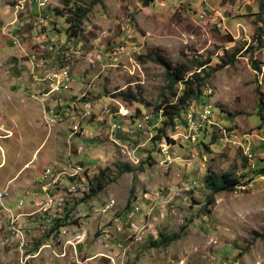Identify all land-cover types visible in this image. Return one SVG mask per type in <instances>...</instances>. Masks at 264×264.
<instances>
[{
	"label": "rangeland",
	"instance_id": "obj_1",
	"mask_svg": "<svg viewBox=\"0 0 264 264\" xmlns=\"http://www.w3.org/2000/svg\"><path fill=\"white\" fill-rule=\"evenodd\" d=\"M94 1L0 0V264H264V2ZM157 57L231 59L163 135Z\"/></svg>",
	"mask_w": 264,
	"mask_h": 264
},
{
	"label": "trees",
	"instance_id": "obj_2",
	"mask_svg": "<svg viewBox=\"0 0 264 264\" xmlns=\"http://www.w3.org/2000/svg\"><path fill=\"white\" fill-rule=\"evenodd\" d=\"M94 2H101V0H95ZM153 0H143V5L148 6ZM264 0H259V3L262 5ZM88 9H83L78 7L72 13V16L66 19V24H69V28L66 33H69V36H74L79 33L82 20L86 18L88 14ZM158 64H160L164 69V87L171 93V99H175V107L172 113L167 115L168 121L163 124L162 129L158 130L160 135L164 134V128L170 127L171 129L175 128V121L181 119V114L185 113L186 110L191 106L193 101H198L202 96V87L205 85V80L211 74L221 70L227 65L231 64V59L224 61L220 66L212 68L209 66L211 61L208 59L206 61H201L199 59H187L185 63H172L165 59H160L157 57ZM261 109V112L264 109V102L262 99L258 100ZM259 113L260 122H264V116ZM183 119V118H182ZM160 140V137H157ZM168 137H166L167 139ZM169 140V139H167ZM172 142L171 140H169ZM247 162V158L244 157V163ZM131 171L130 169H126ZM260 175H264V170L259 171ZM103 175L97 176L93 179V182H88L87 193L91 197H95L99 192L104 189L105 183ZM205 189L211 193V196L206 197V203L211 204L212 197L215 194L221 192H233L239 186H241L240 179L233 172H224L221 174L211 173L207 176L205 180ZM131 194V193H130ZM130 207V202H128L126 209ZM60 220L56 221V227H61ZM184 229V228H183ZM264 237V235L262 236ZM180 238V234L166 235L162 245H167L168 243L174 242ZM155 247L160 245L153 244Z\"/></svg>",
	"mask_w": 264,
	"mask_h": 264
},
{
	"label": "crops",
	"instance_id": "obj_3",
	"mask_svg": "<svg viewBox=\"0 0 264 264\" xmlns=\"http://www.w3.org/2000/svg\"><path fill=\"white\" fill-rule=\"evenodd\" d=\"M258 132H260L259 130H257ZM251 134V133H250ZM247 137H251V139H248L249 141H248V144L251 146V147H254L255 148V151H254V155H255V158H261V157H263L264 156V148H262V143L261 142H263V138L261 139L260 137H257V135H254L253 133H252V135L250 136V135H246ZM258 138V139H260V141H256L257 139H253V138ZM257 148H260L261 150L260 151H257L256 149ZM258 153V154H257ZM257 163H258V161H257Z\"/></svg>",
	"mask_w": 264,
	"mask_h": 264
},
{
	"label": "built area",
	"instance_id": "obj_4",
	"mask_svg": "<svg viewBox=\"0 0 264 264\" xmlns=\"http://www.w3.org/2000/svg\"><path fill=\"white\" fill-rule=\"evenodd\" d=\"M43 5H45V4L43 3ZM209 114H210L209 109H207V110L204 109L202 114H200V115H196V113H195V118L193 119V121H199L200 124H202L203 122H205L208 119ZM193 121H191L189 124H192ZM224 137H227V135H225ZM46 176H48V173L46 174Z\"/></svg>",
	"mask_w": 264,
	"mask_h": 264
}]
</instances>
